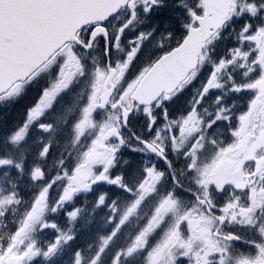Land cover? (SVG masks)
I'll use <instances>...</instances> for the list:
<instances>
[{
	"label": "snow or ice",
	"instance_id": "6c2138e0",
	"mask_svg": "<svg viewBox=\"0 0 264 264\" xmlns=\"http://www.w3.org/2000/svg\"><path fill=\"white\" fill-rule=\"evenodd\" d=\"M0 264H264V0H0Z\"/></svg>",
	"mask_w": 264,
	"mask_h": 264
}]
</instances>
